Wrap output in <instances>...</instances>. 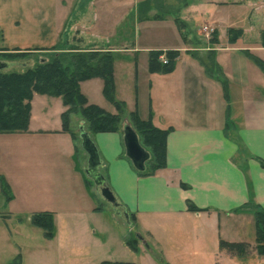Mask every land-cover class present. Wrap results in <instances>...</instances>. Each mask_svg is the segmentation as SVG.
Masks as SVG:
<instances>
[{
    "label": "crops",
    "instance_id": "crops-1",
    "mask_svg": "<svg viewBox=\"0 0 264 264\" xmlns=\"http://www.w3.org/2000/svg\"><path fill=\"white\" fill-rule=\"evenodd\" d=\"M88 1L90 6L81 5L72 22L69 18L79 0H0V49L50 51L69 35L71 43L80 38L84 49L114 53L129 48L136 54L144 50L145 77L137 72L135 84L129 85L136 89V97L129 99L131 103L122 100L127 110L137 109L157 127L171 129L166 166L150 175L140 174L126 155L121 129L91 134L107 184L129 213L134 229L153 240H139L137 250L130 249L126 240H51L55 255L67 264H100L103 260L123 261L122 257L135 264H264V253L257 249L254 218L255 208L264 209V167L258 160L264 159V69L246 54L249 51L264 61V0ZM159 10L168 12L162 21L184 25L189 19L202 21L200 32L204 34V26L213 28V38L199 41V31L186 23V30L179 31L178 45H137L136 18L162 17ZM131 13L136 40L134 45L119 47L111 39L119 36V20ZM89 27L96 33L90 34ZM230 28L243 31L235 43L229 41ZM157 30L146 34L147 38ZM153 50L179 52L172 70H149ZM114 81L116 84V78ZM141 86L143 97L138 93ZM84 94L90 103L100 105ZM66 109L59 108L50 118L44 116L37 128L30 123L28 131L0 133L23 137L17 143L15 168L0 171L8 189H15L26 176L33 189L45 182L51 189L55 179L42 178L39 170L51 163L50 156L57 150L68 160L71 174L86 169L82 164L87 158H82L81 151L75 152L71 135L62 131L61 114ZM77 119L88 131V123L79 114L71 115L72 128L75 130ZM47 136L57 141L53 148L45 141ZM91 186L85 180L84 188L94 193ZM0 197V229H10L8 220L17 217V209L11 206L12 192L2 189L1 182ZM189 204L198 210L188 209ZM97 208L88 210L102 211ZM10 233L6 231L5 240L0 238V264H13L17 256L18 264H44L35 240H12ZM161 235L166 240H157ZM222 242L240 245L231 250ZM52 260L47 264H56Z\"/></svg>",
    "mask_w": 264,
    "mask_h": 264
},
{
    "label": "rangeland",
    "instance_id": "rangeland-1",
    "mask_svg": "<svg viewBox=\"0 0 264 264\" xmlns=\"http://www.w3.org/2000/svg\"><path fill=\"white\" fill-rule=\"evenodd\" d=\"M81 5H84L85 8H87L90 6V1L79 0V5L74 8L75 12L69 18L72 22L77 14V10L82 8ZM159 14H161L162 17L141 19L142 16H139V18H136L138 29L136 32L138 36L140 35V41L137 42V45L143 46L146 44H153L158 45L157 47H168L167 45H172L173 43L178 45L181 39L179 31L180 29H182V31L186 30V23L193 28L194 32L199 31V35L196 33L199 41L200 39L201 41L206 39L204 34L200 32L201 27L204 25L202 21L198 19H189L186 20V23L184 22L185 25L183 24L179 27L176 21H162L168 14L166 10H159ZM119 21L121 27L120 25H116L118 32H120L118 33L119 36L115 38L113 37L111 40H113L115 44H121L119 47H122L123 45H134L136 40L133 35L134 14H128ZM155 28H158L157 32L147 38L149 32ZM89 31H91L90 34H93L92 32L96 33V31L90 27ZM125 34L127 37L122 36ZM70 39L69 35L64 38L56 50L33 52L26 54L21 58H6L3 57V55H0V61L3 59L2 62L5 61L10 63L7 67H4L1 64L2 66L0 69L8 72H22L26 70V68L36 65L43 59H52L54 55L57 54L62 57L65 64H68L72 50L84 46L80 38L73 39L75 41L73 43L70 42ZM146 57L147 52L144 50L137 54L134 50L129 48L117 49L114 51L113 75L114 79L116 78L115 97L117 99H127V102L131 103L129 102V99L133 101L136 97V89L134 86L129 88V85L135 84L137 72L142 78L145 77L143 70H145L144 63H146ZM164 58L167 59L166 54L164 55ZM159 60L162 62V58ZM103 85V78L100 76L91 77L80 82L81 91L89 95L92 102H97L100 105L105 106L107 110H113L115 109V106L105 97L103 93ZM138 93L141 97L145 96L143 86L139 88ZM64 106L66 105L63 103L60 96L35 93L31 101L28 125L31 123L32 128H37L42 125L41 120H43L44 116H47L48 118L53 114L56 116L58 109H62ZM124 120L125 122L127 121L130 123L127 117L124 118ZM74 124L75 131L79 134L81 124L80 119L75 120ZM48 125L52 126L54 123H48ZM0 137L2 138H0V146L7 149H1L0 152V171L5 170L7 172L10 171L12 166H14V168L16 166L17 143L21 142L23 137H18L16 134H4ZM31 138H28V140L30 141ZM46 139H48L45 140L47 143H52L53 148V143L57 142L55 138L47 136ZM24 140H27V137H24ZM80 142L79 151H81V156L82 158L86 157L88 161V154L83 148H81ZM58 151L59 150H57L56 153L51 154V163H44L40 166L39 170L42 178L48 177L52 180L55 179L54 183L51 185V189L46 188L48 185L47 182H45L46 185L45 183H42L38 190L33 189L32 180L27 176L24 181L20 182L21 184L15 186V189H8V187L5 189L8 193L12 192L13 203H11V206H13L12 208L17 209L18 219L17 217H14L11 220H8L10 229H0L1 240H5L6 231L8 233L9 230L11 231L9 235H11L12 240H35V242L38 243L37 247L41 249V263L44 264L52 262V259H54L56 264L58 261L62 264H67V262L61 261L62 257L59 254L56 253L57 256L55 255L53 242H51V240H125L127 237L131 240H135L136 238H138L137 240H153L152 238L146 237V233L144 234L143 232H140L139 228H137L138 231L135 230L136 228L134 229L129 213L125 212L121 206L115 209L103 196H101L99 193L100 189H98L96 183L88 177L84 169L81 171L78 170L79 173L74 172L71 174L68 170V160L65 157L62 158L63 156H61ZM54 157L55 160H53ZM11 159L14 160V162L10 161ZM87 161L85 159V164H82L83 167L86 165L88 166ZM74 164L79 166V163L76 160H74ZM1 173L2 172H0V175H2L0 176L1 186H6L5 184H7L8 181L4 180L5 177ZM87 179H90L93 182L91 187L93 188L92 190H94V193H92L88 187L84 188L85 180ZM91 207H100L102 211H89L88 209ZM45 211H50L54 214L56 233L58 232V235H54L55 237L46 236L44 229L32 222L33 215ZM157 240L166 239L161 235L158 236ZM249 241L252 242L253 240ZM121 259L125 261L127 258L122 257Z\"/></svg>",
    "mask_w": 264,
    "mask_h": 264
},
{
    "label": "trees",
    "instance_id": "trees-1",
    "mask_svg": "<svg viewBox=\"0 0 264 264\" xmlns=\"http://www.w3.org/2000/svg\"><path fill=\"white\" fill-rule=\"evenodd\" d=\"M177 25L180 27L183 24ZM180 29V28H179ZM182 31V29H180ZM240 28L229 29V41L235 43L242 35ZM0 37L2 32L0 31ZM213 38V37H212ZM211 38V39H212ZM264 42V30L262 31ZM54 46L51 50H56ZM0 55L9 58H21L33 53L29 50L6 51L0 49ZM2 53V54H1ZM167 55V62H161L160 56ZM177 50H153L149 53V70L151 72H168L174 67ZM248 57L252 58L264 69V61L249 51ZM3 61V59H2ZM0 61V68L3 62ZM5 62V61H4ZM2 64V65H1ZM113 53L109 49L99 48H75L72 50L69 63L65 64L59 54L50 60L43 59L34 66L26 68L22 72H8L0 69V133H14L28 131L31 111V101L35 93L60 96L67 109L62 112V131L71 135L75 142V152L79 151V142L82 148V138L71 126V115L79 114L88 123V133L94 134L101 131H118L121 129L124 118H128L130 124L137 131L142 144L150 151L151 157L146 162L144 170H138L140 174L150 175L158 168L166 166V140L171 128H160L154 125L150 117L142 118L137 109L128 111L124 100L115 97ZM100 76L103 78V93L114 104L116 113L109 112L96 103H90L87 96L81 91L82 80ZM224 96L228 98V85L226 79L222 80ZM228 107V106H227ZM228 109V108H227ZM264 167V159L258 158ZM89 185L93 182L86 180ZM6 185V184H5ZM2 185V189H6ZM252 204H249V206ZM97 209H100L97 208ZM188 209L198 210L189 204ZM255 234L258 252L264 253V209H254ZM32 222L44 229L45 235L54 237L56 228L54 214L45 211L32 216ZM138 238L131 240L127 237L126 244L132 250H137ZM229 249H236L240 244L222 242ZM242 245V244H241ZM19 256L13 264H18ZM100 264H135L131 261L103 260Z\"/></svg>",
    "mask_w": 264,
    "mask_h": 264
},
{
    "label": "water",
    "instance_id": "water-1",
    "mask_svg": "<svg viewBox=\"0 0 264 264\" xmlns=\"http://www.w3.org/2000/svg\"><path fill=\"white\" fill-rule=\"evenodd\" d=\"M7 67V63H3ZM123 140L126 150V155L132 161L137 170H144L146 162L151 157L150 151L142 144L140 137L135 128L129 123L124 122L122 126ZM80 136L82 138V148L88 153V166L85 171L95 183L101 196H103L115 209L121 206L112 189L107 184L104 176L99 170L100 158L98 150L88 133L83 126L80 127ZM122 207V206H121ZM125 211V210H124ZM126 212V211H125Z\"/></svg>",
    "mask_w": 264,
    "mask_h": 264
},
{
    "label": "built area",
    "instance_id": "built-area-1",
    "mask_svg": "<svg viewBox=\"0 0 264 264\" xmlns=\"http://www.w3.org/2000/svg\"><path fill=\"white\" fill-rule=\"evenodd\" d=\"M203 29H204L205 36L209 38L211 36V34L213 33V28H209L208 26H204ZM160 57L162 58V60L164 62H167V59L164 58V55H161Z\"/></svg>",
    "mask_w": 264,
    "mask_h": 264
}]
</instances>
